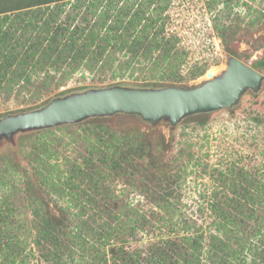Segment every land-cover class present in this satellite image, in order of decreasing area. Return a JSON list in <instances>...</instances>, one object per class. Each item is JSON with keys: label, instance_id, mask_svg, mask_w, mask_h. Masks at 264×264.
<instances>
[{"label": "trees", "instance_id": "obj_1", "mask_svg": "<svg viewBox=\"0 0 264 264\" xmlns=\"http://www.w3.org/2000/svg\"><path fill=\"white\" fill-rule=\"evenodd\" d=\"M129 1L0 0V106L13 100L21 104V108L0 114V119L38 110L53 99L89 89L180 87L178 84L185 76H179V72L186 63L187 53L178 46L176 36L166 34L169 18L165 14L166 5L155 6L154 0ZM254 14L256 21L249 16L250 27L263 13ZM235 27L237 23L232 20L216 26L222 44H228ZM251 67L264 78V57ZM192 70L190 77L202 74L196 68ZM73 79L83 85L67 89V83ZM262 84L257 91L244 93L237 106L242 115L240 122L238 125L233 122L249 141L245 146L249 149L224 151L213 164L205 161L193 164L187 149L194 144L187 140L188 128H182V123L175 128H181L180 133L187 137L180 142L182 150L165 160L163 157L174 147L173 142L170 145H165L163 140L153 142L139 129L115 130L107 123L113 116L89 118L26 134L18 142L19 148L26 142V148H21L24 163L12 154L11 146L0 149V264H30V260L33 264H68L64 258L76 246L90 250L92 258L88 264H107L103 255L106 247L112 264L117 261L120 264H264ZM207 114L187 118H199L196 125L202 126L207 123L202 119ZM114 116L148 123L136 115ZM75 127L82 133L70 132ZM67 129L70 130L64 132ZM73 135L79 137L71 142L80 137L88 141V154L80 155V162L66 159L64 169L51 146L53 141ZM193 166H201L198 178L191 177ZM121 177L130 191L144 195V205H152L139 216L140 211L130 204H122L118 210L108 206L116 199L110 187ZM189 178V183H197L199 189L195 192L196 199L183 204ZM54 198L73 201L79 218L87 213L89 223L83 222V230L77 225L70 226L65 217L56 219L57 222L52 220L51 204L63 214L69 212L58 206ZM16 211H27L37 219L39 226L30 240L33 248L26 249V242L4 229L15 224L10 219L16 216L13 215ZM143 212L151 213V218L158 216L156 220L161 223L156 226L159 233L154 235L159 242L152 247L156 255L149 251L146 259L142 258L140 247L128 253L111 242L117 240L124 245L128 241L118 240L124 231L123 218L130 226L125 233L129 239H135L133 235L137 236L149 224L150 218L146 219ZM162 212L180 214V221L185 224L180 235L179 225L172 223L168 227L170 220L160 216ZM95 217L102 218V222L93 221ZM186 217L191 221L187 222ZM205 219L209 220L206 227L194 232L196 222ZM166 226L168 230L163 231ZM87 236L97 245L92 243L87 247Z\"/></svg>", "mask_w": 264, "mask_h": 264}, {"label": "rangeland", "instance_id": "obj_2", "mask_svg": "<svg viewBox=\"0 0 264 264\" xmlns=\"http://www.w3.org/2000/svg\"><path fill=\"white\" fill-rule=\"evenodd\" d=\"M154 1L155 6H157L156 4L161 6L166 5L165 14L169 17L166 21L165 26L166 34H173L174 36H176L179 40L178 46L187 53L186 63L179 72V76H185L184 80L187 81L183 80L182 83L178 84V86H180L181 88L191 89L202 85L207 81L205 74L209 70L213 71V76H219L226 69L228 60L230 58H236L243 63L251 66L254 62H257L264 57V0ZM128 2L130 1L127 0V3ZM225 5L227 6L226 8ZM253 10L257 12L261 11L263 14L259 16L256 24L253 27H250L248 24L249 16L251 20L256 21L255 19H253L255 15V11L253 12ZM231 20L237 23V27L234 28L236 30L235 34H233V37L229 38L228 44H222L217 36L216 26L228 24ZM194 68H196L198 72H202V74L200 76H197L196 78L190 77V75H192L190 74V72H192V69ZM215 71L217 73H215ZM79 82L80 81H77L75 79L70 80L67 83L66 88H78L79 86L83 85V82ZM88 82L89 81L87 80L84 83ZM262 83H264V78L262 80ZM262 83L261 86L263 85ZM239 103L240 102H238L232 108L227 109L230 110V112H226L225 110L221 109L215 112L208 113L205 118H202L207 122L202 126L196 125L198 124V121H200V119L193 117H186V119H182L176 126H171L167 121L164 120H161L155 124H152L150 122L146 124L138 121L136 118L114 115L113 117L109 116V118H112L107 120V123L115 130H118L120 128H125L128 131L139 129L147 136H150L153 142L159 140L162 142L163 140V143H165V145H170L173 142L174 147L169 148L168 152H166V155L163 157L165 160L171 159V157L176 154L177 151L182 150L180 142L184 141L187 137H183V134L180 133L181 128L177 130L175 129L180 123H182V128H188L185 130V134L188 133L189 135L187 140L190 139V143L194 144L191 148L187 149L192 154L193 164L196 161L202 163L203 161H205L204 163L206 164H213L220 156V153H223L224 151L226 153L230 150V152L234 150H239L240 152H242V148L247 149V147L245 146L249 145V141H246V137H242L241 129H236V126L240 122L239 119L242 116L240 114L241 110L237 107ZM20 106L21 104L17 101H8L4 105L0 106V114H4L21 108ZM233 122H236L237 125H235V123ZM232 123L233 125H231ZM69 130H64V132H68ZM73 130L76 132H74ZM70 132H74V134H81L82 130L78 129V127H75ZM29 133H32V131L17 133L10 139V141L4 139L0 140V149L5 150L7 149L8 145L11 146V148H13L11 149L12 154H15L19 157L20 163H24V158H22V149L26 148V142L23 148L22 146L20 148L18 147V142L22 141V138H24L26 134ZM151 133L153 136L150 135ZM75 137L79 136L73 135L72 138L64 137L62 140H55L53 141V145L51 146L52 152H57L56 155L59 156L58 162L65 165L63 167L64 169L66 168V159L72 160L75 158V160L77 159L76 161L80 162V160H78V157L80 155L88 154V151L86 150L88 141H85L84 138L80 137L78 140L71 142V139ZM201 137L205 141L200 140ZM201 144L203 145L201 146ZM193 168L195 171L191 175V177L198 178L199 173H201V166H193ZM123 179L125 178L121 177L119 181H115L112 184L113 186L110 187V192L114 197H116V199H114V203H108V206L109 208L111 207V209L118 210L121 209L120 207H122V204H130L131 208L140 211V213H138L139 216L141 215V211H144L146 208L151 207L152 205H144V195H141L138 192L130 191L127 187L128 185H126V181ZM188 180L189 181H187L185 187V195H187L186 197L183 196V204H189L191 199H196L197 193L195 192H197V190L199 189L197 183H189L191 179L189 178ZM38 193L40 195V192ZM0 197H2L1 194ZM55 200L57 201V199ZM57 205L65 210L67 209L69 212L63 214L56 208L54 209L53 204H51L49 206V209L51 210L49 212V215L55 222H57L56 219H64L65 217L70 226L77 225L75 227L81 230L84 229L85 224L89 223L87 213L80 218L76 216L78 214V208L74 206L73 201L70 202L68 201V199H61L57 201ZM117 205L119 206L117 207ZM67 206H69V208H67ZM13 215L16 216H13L10 220H12V223L15 224H11L4 229L11 230V233L18 236L21 240H23L24 243L26 242V249L30 246L31 248H33L30 240L33 238V234L38 229L37 227L39 226V224L37 222V219L35 217H32V215L27 211H16L13 213ZM142 215H145L146 219L150 218V220L148 219L149 224L146 225L143 230L137 234V236H135L136 234L133 235L134 237L132 238L135 239H129V235L125 233V229L128 231V227L130 226L127 222L125 223V218H123L121 219V228H124V231L123 234L119 236L118 240L126 239L128 241L124 245L117 240L111 242H116L114 244L115 248H122V250L128 253H131L140 247L143 251V253H141L143 254L142 258L146 259L149 251L152 252L153 250V254L155 253L156 255V250L152 247L156 245L157 242H159V238L156 239L154 235L159 233L156 230V226L161 223L160 221L156 220L158 216H154L156 218H151V213L143 212ZM161 215L170 220V224L168 225V227L172 225V223L179 225L177 227V230L179 229L178 234L180 235V229L182 228L181 226H185V224H182L180 221V219H182L180 217V214L178 212H171L166 215L162 212L160 213V216ZM138 216H134V218H137ZM106 219L107 216L103 218L104 221H106ZM92 220L99 223L102 222V218L100 217H95ZM186 220L187 222L191 221L190 217H186ZM66 221H63V223H66ZM83 222H85V224H83ZM196 223L197 225H195L196 228L194 229V232H197L200 227L201 230H203L204 227H206V225L209 223V220L205 219L202 222L201 220H199ZM168 227L166 229H163V231L168 230ZM16 228L18 230H13ZM74 231L75 230L73 229V232ZM86 238L87 247L92 243L94 246L97 245L96 243L92 242V237L87 236ZM103 250V255L107 261V264H112L111 253L110 251H108V247L104 248ZM89 251L90 250L87 248L81 250L78 246H76L75 250L71 254L67 255L64 259L65 261L67 260L68 264H88L92 258V254H90ZM32 262L33 261L30 260V264H33ZM115 264L120 263L117 261L115 262Z\"/></svg>", "mask_w": 264, "mask_h": 264}, {"label": "water", "instance_id": "obj_3", "mask_svg": "<svg viewBox=\"0 0 264 264\" xmlns=\"http://www.w3.org/2000/svg\"><path fill=\"white\" fill-rule=\"evenodd\" d=\"M205 77L206 82L191 89L112 86L72 93L51 100L38 110L0 119V140L10 141L17 133L118 113L136 115L152 124L164 120L176 126L191 115L232 108L248 90L257 91L263 80L259 72L236 58L228 60L226 69L219 76H212L208 71Z\"/></svg>", "mask_w": 264, "mask_h": 264}, {"label": "bare ground", "instance_id": "obj_4", "mask_svg": "<svg viewBox=\"0 0 264 264\" xmlns=\"http://www.w3.org/2000/svg\"><path fill=\"white\" fill-rule=\"evenodd\" d=\"M209 73H210L212 76H213V74H214L213 71H211V70H209Z\"/></svg>", "mask_w": 264, "mask_h": 264}]
</instances>
